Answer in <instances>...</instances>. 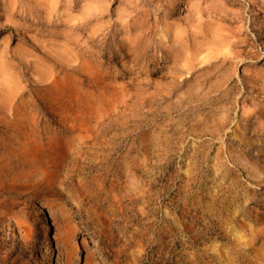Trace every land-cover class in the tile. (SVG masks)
<instances>
[{
    "label": "rangeland",
    "instance_id": "rangeland-1",
    "mask_svg": "<svg viewBox=\"0 0 264 264\" xmlns=\"http://www.w3.org/2000/svg\"><path fill=\"white\" fill-rule=\"evenodd\" d=\"M230 1L258 56L209 87L183 4L0 0V264H264V13Z\"/></svg>",
    "mask_w": 264,
    "mask_h": 264
},
{
    "label": "bare ground",
    "instance_id": "bare-ground-1",
    "mask_svg": "<svg viewBox=\"0 0 264 264\" xmlns=\"http://www.w3.org/2000/svg\"><path fill=\"white\" fill-rule=\"evenodd\" d=\"M66 1L76 4L88 2L90 4L88 7L95 6L98 8L99 6L103 8L102 5L115 0ZM199 1L163 0L164 4L161 6H164V9L166 8L165 16L169 15L174 7L180 4H183L186 8V14L182 20L174 25L169 24V27L166 23L163 27L165 28V35L169 39H173L169 56L181 68L189 63L191 71L196 69L198 65L205 64L203 72L192 80L210 87L215 85L216 72H219L226 65H236L238 62L258 56L254 50L255 45L254 41H251L250 34L256 36L255 33L261 26L255 17L252 20L251 18L247 19L244 15V7L241 4H236L237 7L233 8L234 3L230 0H201L205 3V6L200 8ZM252 1L256 2L262 8L261 12L264 13V0ZM49 2H51V10H54V4L57 0H49ZM156 2L158 3V0ZM138 15L140 16L133 20L137 23L131 30L133 40L148 33L145 28V23H147L146 11H142ZM134 17H136V14ZM220 88L210 90L214 92V95L208 96L209 101L220 100L227 95V90Z\"/></svg>",
    "mask_w": 264,
    "mask_h": 264
}]
</instances>
